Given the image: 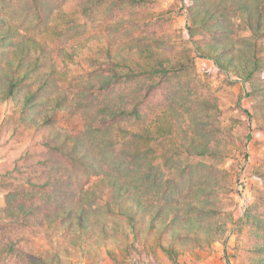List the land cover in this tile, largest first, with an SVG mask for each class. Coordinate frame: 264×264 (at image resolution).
<instances>
[{"label":"trees","instance_id":"1","mask_svg":"<svg viewBox=\"0 0 264 264\" xmlns=\"http://www.w3.org/2000/svg\"><path fill=\"white\" fill-rule=\"evenodd\" d=\"M177 2L191 48L162 23L139 20L150 0H78V13L104 29L89 38V56L58 49L65 71L57 73L44 70L28 34L30 18L48 27L65 0H0L9 7L0 9V104L23 96L18 124L40 138L0 176V264H71L77 251L102 247L108 264L160 253L179 264L185 250L210 248L231 231L241 263L264 264V173L254 199L228 210L233 178L220 166L231 151L220 110L192 81L196 58L211 61L255 100L246 113L264 121V0ZM66 62L89 71L69 77ZM60 115L76 123L61 128ZM38 237L48 248H36Z\"/></svg>","mask_w":264,"mask_h":264},{"label":"rangeland","instance_id":"2","mask_svg":"<svg viewBox=\"0 0 264 264\" xmlns=\"http://www.w3.org/2000/svg\"><path fill=\"white\" fill-rule=\"evenodd\" d=\"M78 0H65L63 10L57 14L48 27L36 26L30 18L32 31L29 36L35 39L38 45L36 55L45 64L44 70L65 71V62L57 56L58 49H65L69 54L80 53L86 49L84 56H89L87 46L95 47L88 43L93 34L100 33L104 26L99 22L91 23L85 20L77 11ZM5 4L0 3V9L7 10ZM23 11L17 10V15ZM139 20L144 23L163 24V28L172 40L181 47L191 48L188 41V22L185 9L177 0H150L147 6L137 9ZM157 22V23H156ZM81 59V58H79ZM196 71L192 74L195 90L199 95L216 101L220 110L219 126L226 134L230 157L225 159L220 167L227 170L232 178V201L227 204L231 211L244 207L255 197V190L260 186V175L264 173V121L256 115L250 117L247 110L253 112L255 100L242 97L243 85L233 78L228 79L223 73L217 71L213 63L206 59L196 58ZM69 66V77H84L87 73L85 63ZM27 91L36 88L35 80L28 82ZM19 99H7L0 104V176L10 170L18 158L28 150L40 147V138L32 130L18 124L20 113ZM74 119L59 116L58 126L71 127ZM76 123V122H75ZM175 148H170L169 155ZM183 162L185 158L182 157ZM199 159H188L194 164ZM207 162L206 160H203ZM182 162V163H183ZM165 166V161H162ZM184 165V164H183ZM5 193L1 187L0 179V215L5 208ZM236 210V211H237ZM36 248H48L46 239L35 238ZM241 239L235 231H231L226 239L220 240L210 248L185 250L178 258L179 264H242L239 246ZM71 264H108L107 248H93L89 252L77 251L70 259ZM131 264H171L164 254H159L157 259L147 258L143 255H134Z\"/></svg>","mask_w":264,"mask_h":264}]
</instances>
